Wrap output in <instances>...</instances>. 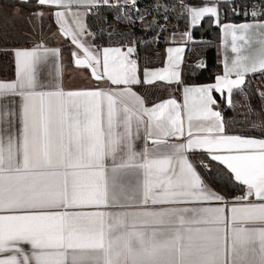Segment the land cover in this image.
<instances>
[{"label":"snow or ice","instance_id":"1","mask_svg":"<svg viewBox=\"0 0 264 264\" xmlns=\"http://www.w3.org/2000/svg\"><path fill=\"white\" fill-rule=\"evenodd\" d=\"M230 2H182L191 27L207 17L222 30L223 74L201 86L181 77L184 47H168L167 66L157 69H141L127 34L126 51L93 52L82 39L93 35L84 17L119 5L36 0L83 50L75 66L114 87L65 90L58 64L56 82L45 84L40 66L59 50H15L17 79L0 83V101L19 98L18 113L0 104V264H264V138L228 134L214 109V93L232 107L248 76H264V11L245 10L251 21L225 23L219 5ZM19 3L31 7V0ZM124 4L138 16L121 19L143 24L137 0ZM181 42L195 43L192 33H181ZM158 81L176 86L182 102L148 106L134 90ZM251 130L264 137V122ZM197 152L206 156L192 159ZM213 162L243 186L240 195L228 198L205 182L197 169L211 174Z\"/></svg>","mask_w":264,"mask_h":264},{"label":"trees","instance_id":"2","mask_svg":"<svg viewBox=\"0 0 264 264\" xmlns=\"http://www.w3.org/2000/svg\"><path fill=\"white\" fill-rule=\"evenodd\" d=\"M182 2L196 6L205 4L207 1L138 0L136 7L139 10V14H145L143 24L137 20L135 24L130 25L127 21L121 19L126 12L129 16L137 18L138 14L132 10L133 6H105L97 11H91L87 16V26L94 35L93 43L97 49L116 46L124 47L128 41L125 40L122 34H127L133 42V46L137 49L136 54L141 69L145 67H163L165 64V49L172 44L171 35L185 32L188 28V22L179 13L181 9L179 3ZM253 5L255 11H264V0H231L228 4L221 3L219 5L221 20L225 23L251 21V16L246 17L243 13L246 9L253 7ZM37 7L35 0H31V7H25L18 1L0 0V79L12 80L15 77V50L23 46L31 47L34 45L30 40H24L26 37V31H24L26 23L19 24L11 20L12 24H9L6 21L8 13L19 9L33 14ZM233 8H235V12ZM207 20L208 18L206 17L205 21L201 22V25L193 29L192 35L195 43L190 42L187 45L185 64H183L182 68V79L188 84H211L214 83L216 75L223 73L222 64L219 60V45L222 40L221 29L214 23H207ZM149 24L151 25L150 27H144V25ZM157 24L161 27L157 28ZM45 36L32 33L30 38L31 40L34 38L42 39ZM66 40L68 38L63 41ZM51 42H55L54 39ZM68 48V46L63 45L61 52L66 51L71 54ZM199 61L205 62L207 68L203 70L197 68L196 65ZM259 78L263 79L264 76L257 73L247 77L243 87L245 94H240L238 90L233 92L232 107H228L224 99L214 93L224 117L228 134L264 138L259 131L251 130L253 124L264 122V98H262L263 96L259 91ZM151 93L157 96L150 97ZM145 96L148 104H153L169 97H175L177 100L181 99L180 91L176 90L174 85L157 84L149 87L147 92H145ZM197 156H206V154L200 153ZM212 168L211 174L204 172L203 169H198L205 180L220 194L232 196L236 190L241 189V186L236 184L234 180L230 181L228 176L224 175L227 171L224 166L213 162Z\"/></svg>","mask_w":264,"mask_h":264},{"label":"crops","instance_id":"3","mask_svg":"<svg viewBox=\"0 0 264 264\" xmlns=\"http://www.w3.org/2000/svg\"><path fill=\"white\" fill-rule=\"evenodd\" d=\"M4 1V0H3ZM9 1H13V2H19V0H9ZM36 1V0H35ZM109 1V0H108ZM111 2L109 3L110 5H113V6H116V5H119V6H128L129 7V5H131V4H128V5H125L124 4V0H110ZM207 2L206 3H208V5L209 6H211V0H206ZM205 3V4H206ZM37 4V3H36ZM205 4H202V5H196V6H204ZM38 6V5H37ZM132 6V5H131ZM12 11H14V12H17V11H20L21 12V10H19V9H17V10H12ZM80 11L81 12H83V11H85L84 9H80ZM35 12H40V13H46V12H49L50 13V16L53 18V19H55V17H54V14H53V9L52 8H50V7H48V6H38L37 7V9L34 11V13ZM91 12V11H90ZM89 12V13H90ZM89 13L87 14V16L89 15ZM87 16L86 17H84V19H85V23H86V25H87ZM18 18H20V17H18ZM55 21H56V19H55ZM188 28L186 29V31H188V32H191V33H193V27H191L190 26V18H188ZM14 23H19V24H23V22L22 21H14ZM26 23V22H25ZM69 23H71V19L69 18ZM227 23V22H226ZM243 23V22H242ZM215 24V23H214ZM56 25L57 26H59L57 23H56ZM216 25V24H215ZM32 28L33 29H36L37 27L36 26H34L33 27V25H32V23H30L29 21L26 23V26H25V29H24V31H26V37L24 38V40H31V38H30V36L32 35ZM87 28H88V26H87ZM183 33V32H182ZM221 33H222V30H221ZM88 37H89V35H87ZM173 37L175 38V43H173V41H172V39H171V41H172V44H170V45H168L167 47H166V49L168 48V47H184L185 48V52H184V60H185V54H186V50H187V45L190 43V42H188V43H182L181 42V33H178V34H174L173 35ZM68 38V40L71 42V38L70 37H67ZM52 39H53V36L52 35H47V37L45 36V42L44 43H32V44H34V45H32L31 47H26V46H23V47H20V48H17L16 50H31V49H33L34 47H36L37 45H43L44 47H46V48H49V49H58L59 50V56L58 57H56V58H53V57H49L48 58V62L47 63H45V64H42L41 66H40V79L42 80V82H44L45 84H48L49 82H52L53 84L56 82V65L58 64L59 65V67H60V70H61V83H62V86H63V88L65 89V90H80V89H94V88H96L97 86L98 87H100V88H108V87H114V86H111L110 85V83L106 80V79H104V80H101V81H96V80H94L93 78L91 79H88V78H82V77H80L78 74H76L74 71H72V70H70V69H68V68H66V67H64V65H63V63H62V58H61V54L62 53H64L63 51L61 52V49L63 48V47H61L63 44H64V41L63 42H61V41H58V40H56V39H54V41L55 42H51L52 41ZM93 39H94V37L92 38V43H93ZM89 40H91V39H89ZM195 40V39H194ZM48 41V42H47ZM47 42V43H46ZM85 43V42H84ZM61 45V46H60ZM93 46H94V48H95V50L93 51V52H97V51H102V49H97L96 48V46L94 45V43H93ZM258 47V45H256V44H254L253 45V49H255V48H257ZM166 49H165V64H164V66L163 67H166L167 66V51H166ZM80 50H82V49H80ZM122 50H125L126 51V49L124 48V47H122ZM83 51V50H82ZM66 52V51H65ZM224 53H225V49H224V45H223V38H222V40H221V43H220V45H219V60H220V62H221V64H222V69H223V63H222V61H223V59H224ZM71 58H72V60H73V56H72V52H71ZM228 55L231 57L233 54L229 51V53H228ZM14 56H15V52H14ZM79 57H82V56H79ZM184 60H183V63H182V65H181V77H182V68H183V64H185L184 63ZM14 62H15V77L12 79V80H3V79H0V83H10V82H15L16 81V79H17V67H16V61H15V57H14ZM74 62V61H73ZM200 62V61H199ZM198 62V63H199ZM159 68H161V67H159ZM150 69H157V68H150ZM223 74V73H222ZM221 74V75H222ZM247 79V78H246ZM264 81V78L263 79H261V78H259L258 79V86H260L261 84L260 83H262ZM246 82V81H245ZM157 84H162V85H167V84H165L164 82H156V84H153V85H146V84H144V85H138V86H134V90L138 93V94H141L143 97H145L146 98V101H147V97L145 96V92H147V88H149V87H153V86H155V85H157ZM204 85H207V84H204ZM201 86H203V85H201ZM235 91V90H234ZM181 94V93H180ZM219 95V94H218ZM155 96H157L156 94H154V93H151V95H150V97H155ZM215 96V95H214ZM220 96V95H219ZM221 97V96H220ZM216 98V97H215ZM167 99V98H166ZM162 100H164V99H162ZM162 100H159V101H157V102H160V101H162ZM178 101H180V102H182V97H181V99L180 100H178ZM218 102V101H217ZM156 103V102H155ZM0 104H3L4 106H6V107H8L9 109H13V110H15L17 113L19 112V98L18 97H5L2 101H0ZM147 105L148 106H152V104H148L147 103ZM214 109L215 110H217V111H220V106H219V104H217V106H214ZM221 112V111H220ZM15 128H16V130L18 131L19 130V122H18V120H17V122H16V124H15ZM144 140H143V138H141L140 140H137V142H136V146H137V150H142V148H143V146H144ZM149 143V145H150V141L148 142ZM200 153H202V152H197L196 154H194V155H192L191 156V158L192 159H195L196 158V156L198 155V154H200ZM198 170V172H200L199 171V169H197ZM201 174V173H200ZM201 176L203 177V175L201 174ZM204 178V177H203ZM204 180H205V178H204ZM234 180V179H233ZM205 182L207 183V184H209L206 180H205ZM235 183L236 184H238L239 185V183L238 182H236L235 181ZM210 185V184H209ZM240 186V185H239ZM210 187L213 189V190H215L211 185H210ZM241 187H243V186H241ZM216 191V190H215ZM216 192H218V191H216ZM219 194H220V192H218ZM236 193H241V191L240 190H236L235 192H234V194L232 195V196H226V197H228V198H232V197H234V195L236 194ZM222 195V194H221ZM26 249H28L29 251H30V247L29 246H27V245H25L24 246Z\"/></svg>","mask_w":264,"mask_h":264},{"label":"rangeland","instance_id":"4","mask_svg":"<svg viewBox=\"0 0 264 264\" xmlns=\"http://www.w3.org/2000/svg\"><path fill=\"white\" fill-rule=\"evenodd\" d=\"M138 1V0H137ZM111 1L109 0L108 3H110ZM131 6V5H129ZM20 17V18H18ZM22 21L23 24H25V22L27 23L30 20V23H32L33 27L36 26L37 29H33V32L35 35H52L53 39H56L58 41L63 42L62 40L67 39V36H65L62 32V30L60 29L59 26L56 25V21L55 19H53L50 16L49 12H44L42 16H37V15H33L31 13L25 12L23 10L17 11V12H11L8 13L7 17H6V21H8L9 24H12V21ZM88 29V28H87ZM88 31L90 33H92L89 29ZM174 34H178V33H173L171 35V37H173ZM94 37V35H89V37L86 35L85 37H83V42H85V44L87 46H89L91 48V50H95L93 43H92V38ZM91 39V40H89ZM45 38L42 39H37L34 38L32 40H30V42L32 43H39V42H45ZM65 43L63 45H65L66 47L68 46V50L70 52H72V56L73 53H76V56H82L84 57V53L82 50L78 49L76 47V45L72 44L69 40L64 41ZM63 45L61 47H63ZM61 58H62V63L64 65V67L74 71L76 74H78L80 77L82 78H88V79H92V75L89 71V69L87 68H77L74 65V62L71 58V55L68 52H64L61 54ZM261 85L259 86V91L261 93V95L264 97V81L262 83H260Z\"/></svg>","mask_w":264,"mask_h":264},{"label":"built area","instance_id":"5","mask_svg":"<svg viewBox=\"0 0 264 264\" xmlns=\"http://www.w3.org/2000/svg\"><path fill=\"white\" fill-rule=\"evenodd\" d=\"M179 5H180V7H181V5H182V3H179ZM105 7V6H104ZM246 10H248L249 12L250 11H253L254 10V5H253V7H251V8H248V9H246ZM180 15H184V13H183V10H182V7H181V9H180ZM125 48V47H124ZM126 49V48H125ZM241 193H236L235 195H234V197L235 196H238V195H240Z\"/></svg>","mask_w":264,"mask_h":264},{"label":"water","instance_id":"6","mask_svg":"<svg viewBox=\"0 0 264 264\" xmlns=\"http://www.w3.org/2000/svg\"><path fill=\"white\" fill-rule=\"evenodd\" d=\"M77 58H83V57H78V56H74L73 55V61H74V65H75V60L77 59ZM75 67H77V66H75ZM77 68H82V67H77ZM87 69H89V68H87ZM89 71H90V73H91V69H89ZM92 75V74H91ZM92 78L94 79V80H96L93 76H92ZM97 81V80H96Z\"/></svg>","mask_w":264,"mask_h":264}]
</instances>
